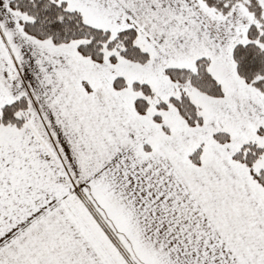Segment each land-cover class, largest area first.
<instances>
[{"label": "snow or ice", "instance_id": "1", "mask_svg": "<svg viewBox=\"0 0 264 264\" xmlns=\"http://www.w3.org/2000/svg\"><path fill=\"white\" fill-rule=\"evenodd\" d=\"M0 264H264V0H0Z\"/></svg>", "mask_w": 264, "mask_h": 264}]
</instances>
